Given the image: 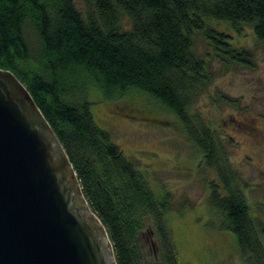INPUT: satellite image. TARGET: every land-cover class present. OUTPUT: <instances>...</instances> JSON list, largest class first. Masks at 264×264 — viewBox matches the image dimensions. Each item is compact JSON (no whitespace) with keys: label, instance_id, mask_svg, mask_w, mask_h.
Listing matches in <instances>:
<instances>
[{"label":"trees","instance_id":"16d2710c","mask_svg":"<svg viewBox=\"0 0 264 264\" xmlns=\"http://www.w3.org/2000/svg\"><path fill=\"white\" fill-rule=\"evenodd\" d=\"M0 0V68L26 87L61 142L86 202L105 226L116 264H180L168 223L169 192L158 195L96 124L89 93H144L171 111L213 168L209 210L237 239L247 264H264V224L256 223L214 131L191 114L211 82L194 51L201 32L221 63L249 65L213 21L250 25L264 43V0ZM126 17L128 24L122 23ZM261 226V227H260Z\"/></svg>","mask_w":264,"mask_h":264},{"label":"rangeland","instance_id":"374dc122","mask_svg":"<svg viewBox=\"0 0 264 264\" xmlns=\"http://www.w3.org/2000/svg\"><path fill=\"white\" fill-rule=\"evenodd\" d=\"M74 2L82 11V0ZM126 19L123 16V24H128ZM212 23L230 36L231 45L249 50L251 61L249 65L217 61L209 42L196 32L193 49L208 62L212 79L192 101L190 111L214 131L236 173L252 219L262 225L264 43L250 25L234 28L225 21ZM88 96L98 127L110 133L126 158L146 175L155 193L169 192L167 219L180 264H247L235 234L221 228L220 217L208 207L210 185L220 183L217 172L205 164L174 113L137 91L108 98L91 89Z\"/></svg>","mask_w":264,"mask_h":264},{"label":"water","instance_id":"95a60500","mask_svg":"<svg viewBox=\"0 0 264 264\" xmlns=\"http://www.w3.org/2000/svg\"><path fill=\"white\" fill-rule=\"evenodd\" d=\"M25 88L0 68V264H116L105 226Z\"/></svg>","mask_w":264,"mask_h":264},{"label":"flooded vegetation","instance_id":"af4514ba","mask_svg":"<svg viewBox=\"0 0 264 264\" xmlns=\"http://www.w3.org/2000/svg\"><path fill=\"white\" fill-rule=\"evenodd\" d=\"M249 213H250V211H249ZM251 216V215H250ZM261 227V226H260Z\"/></svg>","mask_w":264,"mask_h":264}]
</instances>
